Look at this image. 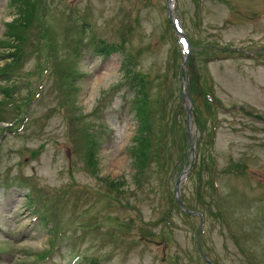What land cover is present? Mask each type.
I'll use <instances>...</instances> for the list:
<instances>
[{"label":"rangeland","instance_id":"obj_1","mask_svg":"<svg viewBox=\"0 0 264 264\" xmlns=\"http://www.w3.org/2000/svg\"><path fill=\"white\" fill-rule=\"evenodd\" d=\"M36 5L19 62L3 69L18 2L0 0V264H264V0H175L189 67L166 0ZM130 55L149 93L145 168L131 156ZM180 176L199 234L176 202Z\"/></svg>","mask_w":264,"mask_h":264},{"label":"trees","instance_id":"obj_2","mask_svg":"<svg viewBox=\"0 0 264 264\" xmlns=\"http://www.w3.org/2000/svg\"><path fill=\"white\" fill-rule=\"evenodd\" d=\"M36 8V0H18L16 17L7 23V32L11 40H8L7 42H12L10 44L14 48L15 52L11 61L6 63V65L3 66V69L14 66V63L18 62L21 54H23L21 43L26 38L22 37L21 32L25 31L27 26H29V23L32 21L34 14L36 13ZM125 74L129 77V79H131L133 84V102H135V118L137 120L136 133L133 137L134 144L131 146V156L135 160H140L141 167L145 168L148 163L147 159L149 151L151 149H154V151L156 150L151 146V142L153 143L151 140L152 126L147 112L149 104L148 87L145 83V78L141 75H134L131 68H128ZM7 90L8 89L6 88L4 92L7 93Z\"/></svg>","mask_w":264,"mask_h":264}]
</instances>
